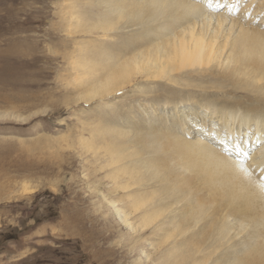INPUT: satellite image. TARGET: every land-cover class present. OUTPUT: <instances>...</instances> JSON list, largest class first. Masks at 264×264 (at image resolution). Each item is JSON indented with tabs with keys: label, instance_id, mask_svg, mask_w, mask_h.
<instances>
[{
	"label": "bare ground",
	"instance_id": "bare-ground-1",
	"mask_svg": "<svg viewBox=\"0 0 264 264\" xmlns=\"http://www.w3.org/2000/svg\"><path fill=\"white\" fill-rule=\"evenodd\" d=\"M70 19L73 34L96 35L74 47L88 85L76 101L104 102L145 81L143 116L162 100L178 114L170 126L111 108L91 128L110 137L112 212L139 233L130 252L144 253L132 263L152 259L149 240L158 264H264V27L253 22L264 20V0H75ZM157 88L172 95L156 100ZM93 140L82 139L90 149ZM144 176L152 182L142 188Z\"/></svg>",
	"mask_w": 264,
	"mask_h": 264
},
{
	"label": "rangeland",
	"instance_id": "rangeland-1",
	"mask_svg": "<svg viewBox=\"0 0 264 264\" xmlns=\"http://www.w3.org/2000/svg\"><path fill=\"white\" fill-rule=\"evenodd\" d=\"M74 4L75 0H0V264H103L107 259L133 264L144 256L139 250L130 252L139 233L131 234L112 212L109 200L114 194L108 189L114 184L107 177L109 154L103 148L110 137L91 128L100 116L110 121L105 109L133 107L134 120H140L139 108L150 99L137 101L136 96L146 82L104 102L75 100L88 85L81 83L87 71L74 68V47L85 48L96 35L71 32ZM253 22L264 27L263 19ZM151 92L156 100L172 95L159 88ZM170 106L162 100L144 116H161L171 126L178 114ZM117 123L113 119L109 125ZM84 138L94 139L92 149ZM245 151L241 156L247 161L256 149ZM144 178L142 188L152 182ZM24 184L32 189L23 191ZM132 189L136 186L124 192ZM141 234L153 241L161 237L150 230ZM144 241L153 257L141 259L142 264H158L160 251Z\"/></svg>",
	"mask_w": 264,
	"mask_h": 264
}]
</instances>
